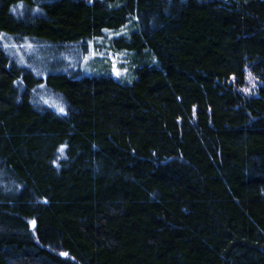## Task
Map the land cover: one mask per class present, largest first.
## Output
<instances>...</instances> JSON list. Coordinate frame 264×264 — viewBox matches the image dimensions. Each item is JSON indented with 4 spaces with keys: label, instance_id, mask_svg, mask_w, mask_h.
Masks as SVG:
<instances>
[{
    "label": "trees",
    "instance_id": "obj_1",
    "mask_svg": "<svg viewBox=\"0 0 264 264\" xmlns=\"http://www.w3.org/2000/svg\"><path fill=\"white\" fill-rule=\"evenodd\" d=\"M3 33L131 81L50 74L57 113ZM0 264H264V0H0Z\"/></svg>",
    "mask_w": 264,
    "mask_h": 264
},
{
    "label": "rangeland",
    "instance_id": "obj_2",
    "mask_svg": "<svg viewBox=\"0 0 264 264\" xmlns=\"http://www.w3.org/2000/svg\"><path fill=\"white\" fill-rule=\"evenodd\" d=\"M18 7L23 9V3L19 2ZM120 34L121 32L118 31L113 35ZM1 43L16 64L30 69L42 79L34 89V102L46 105L60 114L66 112L65 102L60 94L49 90L47 78L50 74L81 70L83 76H98L108 75L110 70L114 77L131 81L132 74L127 65L128 55L123 49L115 52L114 47L117 46L112 45L110 38L98 37L90 40L85 50L82 43L67 46L66 49L61 50L46 41H34L30 38L17 41L8 33L1 35ZM107 62H109L108 65ZM254 87V82H252L248 91L253 90Z\"/></svg>",
    "mask_w": 264,
    "mask_h": 264
},
{
    "label": "snow or ice",
    "instance_id": "obj_3",
    "mask_svg": "<svg viewBox=\"0 0 264 264\" xmlns=\"http://www.w3.org/2000/svg\"><path fill=\"white\" fill-rule=\"evenodd\" d=\"M61 111H63V109H61Z\"/></svg>",
    "mask_w": 264,
    "mask_h": 264
}]
</instances>
